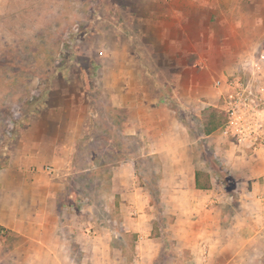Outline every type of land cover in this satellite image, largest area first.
<instances>
[{
  "label": "rangeland",
  "instance_id": "374dc122",
  "mask_svg": "<svg viewBox=\"0 0 264 264\" xmlns=\"http://www.w3.org/2000/svg\"><path fill=\"white\" fill-rule=\"evenodd\" d=\"M198 2L208 9L198 10ZM212 4L238 9L214 14ZM219 13L231 22L247 18L251 25L239 49L259 60L252 69L259 68L258 94L264 98V0H0V171L48 96L66 114L72 107L69 117L77 106L87 119L70 174L52 170L46 180L62 182L51 185L54 208L77 215L64 219L74 223L73 259L86 254L91 264H190L189 254L173 247L167 229L172 215L162 212L160 202L171 188L161 184L187 181L200 169L222 197L236 193L237 175L216 151L244 152L223 133L226 117L216 106L214 80L252 69L202 71L198 59L213 61L219 52L212 38H199L204 27L197 20L214 21ZM135 83L144 87L137 90ZM119 85L128 90L117 91ZM223 118L206 133L212 120ZM244 157L236 158L239 164ZM30 170L39 172L36 166ZM35 178L40 194L45 179ZM135 194L148 198L144 210L120 206ZM147 214L154 216L152 228L138 238L134 223L146 225ZM20 246L15 232L0 227V264Z\"/></svg>",
  "mask_w": 264,
  "mask_h": 264
},
{
  "label": "crops",
  "instance_id": "0c3cea01",
  "mask_svg": "<svg viewBox=\"0 0 264 264\" xmlns=\"http://www.w3.org/2000/svg\"><path fill=\"white\" fill-rule=\"evenodd\" d=\"M207 4L198 2L194 5L198 10H207ZM211 6L215 9L214 14L238 9L235 4ZM126 9L136 12L138 8L128 6ZM244 9H247V4ZM182 10L187 11L189 7H182ZM215 18L214 21L197 20V26L204 27L203 31H198L199 38L204 37V43L212 38L216 45L214 48L219 52L213 61L206 55L198 59L202 71L224 74L240 68L252 69V65L259 60L253 62L250 54H243L239 49L242 43L246 46L252 32L251 25H247V18L242 22H231L221 17L220 13ZM143 85L135 83L133 88L139 90ZM125 89L128 90L121 85L116 88L123 92ZM51 99L48 96L42 113L30 119L27 137L14 149L7 167L0 171V191L6 194L0 198V227L15 232L21 243V251L17 247L12 248L11 253L17 255L10 257L5 264L92 263L87 260L86 254L79 261L73 259L69 238L70 231L75 232L74 223H66L64 219L67 216L75 219L77 215L67 209L54 208L53 202L57 198L56 193H52L51 185L57 187L62 182L46 181L49 176L47 173L52 170L63 176L70 174L68 169L71 168L76 145L83 136L82 128H85L87 119L79 114L77 106L74 115L69 117L72 107L66 114L63 112L64 107L61 104L54 105ZM117 102L121 103L120 99ZM131 130L137 133L135 125ZM243 152L238 155L231 149L216 151L226 164V170L237 175L235 194L222 197L208 173L210 187L196 188L195 172L200 169L193 170L187 181L172 178L167 185L161 184L171 188L160 202L162 212L172 215L167 229L176 245L173 247L177 252H187L190 264H264V145ZM242 155L245 157L241 159L243 163L239 164L236 158H242ZM34 166L39 172L32 173L30 168ZM66 171L69 172L65 174ZM37 176L45 179L44 191L40 194L36 193ZM174 187L179 189H172ZM144 198V195L135 194L128 202L119 204L122 208L142 211L149 205L148 198ZM146 216V225L142 226L140 221L134 223L138 238H142L152 228L154 216ZM81 248L87 249L84 246Z\"/></svg>",
  "mask_w": 264,
  "mask_h": 264
},
{
  "label": "built area",
  "instance_id": "2783aa9c",
  "mask_svg": "<svg viewBox=\"0 0 264 264\" xmlns=\"http://www.w3.org/2000/svg\"><path fill=\"white\" fill-rule=\"evenodd\" d=\"M257 64V62H256ZM258 70L244 69L214 80L217 107L225 113L223 133L243 151L264 145V98L259 97Z\"/></svg>",
  "mask_w": 264,
  "mask_h": 264
},
{
  "label": "trees",
  "instance_id": "16d2710c",
  "mask_svg": "<svg viewBox=\"0 0 264 264\" xmlns=\"http://www.w3.org/2000/svg\"><path fill=\"white\" fill-rule=\"evenodd\" d=\"M218 112L223 115V112L218 110ZM226 117V116H224ZM226 119V118H225ZM224 123V118L223 121H216L212 120L210 122V128L206 133H210L211 131L215 130L217 127L222 125ZM195 186L196 188H209L210 187V181L207 173H204L202 171H196L195 172Z\"/></svg>",
  "mask_w": 264,
  "mask_h": 264
}]
</instances>
